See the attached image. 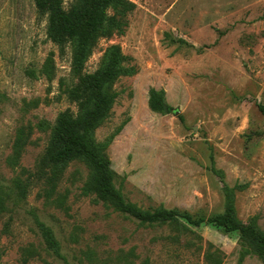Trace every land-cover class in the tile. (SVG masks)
<instances>
[{"label": "rangeland", "instance_id": "1", "mask_svg": "<svg viewBox=\"0 0 264 264\" xmlns=\"http://www.w3.org/2000/svg\"><path fill=\"white\" fill-rule=\"evenodd\" d=\"M59 1L65 11L76 2ZM128 1L135 9L125 33L100 40L76 75L71 46L49 38L48 12L35 0H0V180L37 170L60 114L78 113L71 91L115 45L137 69L114 85L111 116L96 131L99 144L115 135L106 155L116 189L143 210L226 220L228 188L240 186L232 224L256 218L264 232V0ZM152 89L165 93L172 113L150 109ZM21 128H31L29 143L12 167ZM88 177L81 163L67 168L54 197L63 207L41 197L40 186L26 199L16 193L13 212L0 217L1 264H264L254 255L240 261L239 232L185 220L141 224L83 195ZM35 216L53 229L65 259L45 247Z\"/></svg>", "mask_w": 264, "mask_h": 264}, {"label": "trees", "instance_id": "2", "mask_svg": "<svg viewBox=\"0 0 264 264\" xmlns=\"http://www.w3.org/2000/svg\"><path fill=\"white\" fill-rule=\"evenodd\" d=\"M35 1L39 10L49 14L48 35L52 42L61 49L67 45L71 46L72 68L76 75H81L100 40L125 33L126 17L135 9V4L128 0H76L69 11L63 10L59 0ZM109 11L113 14L109 15ZM131 60L118 46L112 45L106 49L98 70L92 75L83 77L79 86L71 91V99L79 106L78 113L60 114L37 170L34 173L24 170V173L16 177L13 184H4L0 180V217L13 212L11 204L16 203L14 201L16 193L20 198L26 199L33 186L41 187L39 195L47 202L63 207L65 204L63 197L58 196L54 199L57 189L64 179L67 168L72 164L81 163L89 170V177L82 189L83 195H94L96 201H101L144 225L179 226L182 225L181 221L185 220L188 224L197 227L212 224L225 232H239L243 247L240 261L246 256L254 255L264 263V232L259 228L257 219L253 218L244 226L232 224L235 216V191L241 189L240 186L235 189L228 188L229 206L226 220L195 219L164 208L155 211L143 210L128 202L116 189L113 183L114 173L106 155L107 147L115 135L106 143L99 144L96 140V131L111 116L118 98V93L114 90L116 82L123 77L137 74L136 67L129 64ZM43 72L51 77L53 73L51 61L45 63ZM149 107L153 112L161 114H169L173 111L166 102L165 93L155 89L150 91ZM259 109L264 114V107L259 106ZM121 129L116 133L121 132ZM30 134L31 128L28 132L25 128L18 131L13 156L8 160L10 166L15 167L18 164L24 148L29 143ZM25 174L27 177H23ZM35 223L45 247L57 258L65 259L62 244L53 229L37 216ZM184 228L187 229L186 226ZM134 254L132 251L129 255ZM86 257L91 262L94 252L88 251ZM1 260L0 248V264ZM126 260H129V257H126ZM141 264H151V261L146 258ZM214 264H222V261L215 259Z\"/></svg>", "mask_w": 264, "mask_h": 264}, {"label": "water", "instance_id": "3", "mask_svg": "<svg viewBox=\"0 0 264 264\" xmlns=\"http://www.w3.org/2000/svg\"><path fill=\"white\" fill-rule=\"evenodd\" d=\"M175 114H176V115H179V114H180V112H178V111H177Z\"/></svg>", "mask_w": 264, "mask_h": 264}]
</instances>
